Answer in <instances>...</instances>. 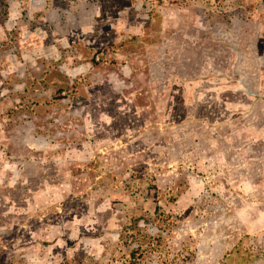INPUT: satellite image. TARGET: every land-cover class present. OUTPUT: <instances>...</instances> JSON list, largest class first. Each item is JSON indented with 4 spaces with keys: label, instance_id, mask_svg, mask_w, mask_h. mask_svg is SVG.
Returning a JSON list of instances; mask_svg holds the SVG:
<instances>
[{
    "label": "rangeland",
    "instance_id": "obj_1",
    "mask_svg": "<svg viewBox=\"0 0 264 264\" xmlns=\"http://www.w3.org/2000/svg\"><path fill=\"white\" fill-rule=\"evenodd\" d=\"M134 217L264 264V0H0V264H130Z\"/></svg>",
    "mask_w": 264,
    "mask_h": 264
},
{
    "label": "trees",
    "instance_id": "obj_2",
    "mask_svg": "<svg viewBox=\"0 0 264 264\" xmlns=\"http://www.w3.org/2000/svg\"><path fill=\"white\" fill-rule=\"evenodd\" d=\"M156 211L160 213V207L158 206ZM164 214L161 213L160 217ZM166 217L162 219V221L169 220V215L165 214ZM159 217V214H157ZM144 218V217H143ZM142 217H134L132 218L131 223L127 226H124L125 234L130 237L131 242L137 244L135 247L133 246L130 251V264H142V260L146 257L147 254H155L157 255V264H177L176 261L184 260L188 253H190V246L185 245L179 249V252L171 251L168 248L166 240L163 232H158L155 234H150L148 231L141 227V223L143 219ZM168 218V219H166ZM164 224V223H163ZM129 243L126 242V245ZM132 244L130 243V247ZM184 253V254H183ZM179 255H185L184 258H180ZM187 263L189 260H186Z\"/></svg>",
    "mask_w": 264,
    "mask_h": 264
},
{
    "label": "crops",
    "instance_id": "obj_3",
    "mask_svg": "<svg viewBox=\"0 0 264 264\" xmlns=\"http://www.w3.org/2000/svg\"><path fill=\"white\" fill-rule=\"evenodd\" d=\"M90 9L91 10H93V9L96 10L97 7H93V8H90ZM88 10L89 9H87L86 11H88ZM250 14L251 13H249V15ZM248 27H249V24H248V22H246V27L244 28L245 29L244 32H246L247 34L249 32ZM250 27L253 30V26L251 24H250ZM260 30L262 31L263 29L260 27ZM15 238H19V237H15ZM11 241L13 242L11 244V248H13L12 252L16 254V258L17 259H21L22 260L21 262L19 260H16V262H19L21 264H46V261L49 260V257L48 256H49L50 251H49L48 247H46L45 250L36 251L37 248L35 249V245L32 244L33 243V240H30V237H29V241L26 244H24V250L23 251H19L21 249L18 250L16 248L18 246L17 245L18 242H17L16 239H12L11 238ZM35 241L38 243V239H35ZM40 244H42V243H40ZM46 252L48 254L44 255ZM51 261H53V258L51 259Z\"/></svg>",
    "mask_w": 264,
    "mask_h": 264
}]
</instances>
